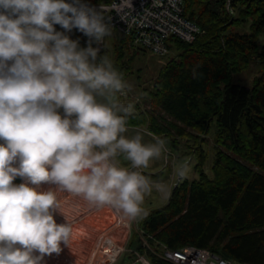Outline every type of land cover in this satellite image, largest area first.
<instances>
[{
	"label": "clouds",
	"instance_id": "1",
	"mask_svg": "<svg viewBox=\"0 0 264 264\" xmlns=\"http://www.w3.org/2000/svg\"><path fill=\"white\" fill-rule=\"evenodd\" d=\"M73 29L86 47L65 34ZM110 34L104 11L84 0H0V264H42L67 244L71 225L56 222L57 191H41L42 182L130 218L147 214L153 190L170 195L169 185L142 174L167 153V140L126 135L134 107L120 97L131 86L93 46ZM189 172L185 157L173 178ZM17 176L24 182L13 184Z\"/></svg>",
	"mask_w": 264,
	"mask_h": 264
},
{
	"label": "trees",
	"instance_id": "2",
	"mask_svg": "<svg viewBox=\"0 0 264 264\" xmlns=\"http://www.w3.org/2000/svg\"><path fill=\"white\" fill-rule=\"evenodd\" d=\"M112 1L84 0L88 5ZM225 3L185 0V17L204 33L192 42L169 39L177 56L160 69L154 89L147 90L150 107L129 118L130 126L146 125L173 148H180L179 138L197 142L187 145L196 157L198 177L179 181L165 205L142 214L139 226L148 244L158 250L162 243L174 249L192 245L235 263L264 264V46L258 44L264 33V0H234L233 15ZM246 21H250V32L235 30ZM54 28L65 31L60 25ZM65 34L77 40L81 32L73 29ZM113 49L114 67L122 75L129 74L135 50L142 48L131 35L122 34ZM99 55L109 57V49L104 45ZM254 58L260 71L253 85L234 83L233 75ZM213 123V174L209 175L205 170L209 154L203 144ZM143 174L151 180L163 178L165 169ZM133 235L129 246L136 242V249L147 253L152 264H174Z\"/></svg>",
	"mask_w": 264,
	"mask_h": 264
},
{
	"label": "rangeland",
	"instance_id": "3",
	"mask_svg": "<svg viewBox=\"0 0 264 264\" xmlns=\"http://www.w3.org/2000/svg\"><path fill=\"white\" fill-rule=\"evenodd\" d=\"M235 30L241 33L250 32V21L244 22L241 26L235 27ZM121 33L115 29L111 28V34L105 37V46L109 49V59L114 64V42L118 37H121ZM258 44L260 47L264 46V33L258 37ZM81 47H86L80 45ZM177 50L172 49L167 54H155L147 49H136L132 60V70L129 74L123 75L124 80L131 86L130 90L127 91L126 95L120 97L121 101L125 104H132L134 107V112L144 111L150 107V99L147 94L148 89H154V83L160 69L173 57L177 56ZM260 64L258 59L254 58L248 67L240 72L233 75V82L239 83L248 87L253 85V80L255 76L259 74ZM141 131L144 135V142H152L153 136H157L152 133L146 125H129V131L126 133L127 136H132L136 134V131ZM216 126L213 123L211 133L205 136L204 148L209 154L208 160L205 165V170L209 175H212V163L214 159V135ZM163 138V137H161ZM188 144H196V140L193 138H179L180 148L176 149L172 147V143L167 141V153L161 156L159 159L150 161L149 167L143 169L145 172L156 173L161 172L165 169V175L163 178H156L152 180L156 183H165L170 187V194L173 188L178 185L179 182L175 181L173 178V170L177 163L183 161L185 157L190 158V172L188 174V179L192 180L198 177L195 171L196 157L191 154V149ZM122 166L131 167L129 161L123 159V156L118 157ZM18 179L13 180V184H17ZM30 187H36L34 185H29ZM41 191H57V198L59 202V209L54 213V219L58 224L66 223L71 220H77L82 217H86L88 224V233L86 239L84 240V248L81 250L83 254L79 259H73L72 261L65 259L63 251L60 250L59 253H52L51 255L45 256L46 264H85L88 262L92 248L95 246L100 237L108 233V231L116 224V221L122 215V210L118 213L115 212L111 205L99 206L93 204L86 200L82 195L78 196L74 193L59 190V186L52 182H42L39 185ZM170 195L164 198L159 192L153 190L150 195L145 197L144 203L142 205L144 212L163 206L166 204ZM95 212H93V210ZM94 214V215H93ZM142 216V215H141ZM141 216L136 217V222H139ZM123 217V216H122ZM128 217V216H127ZM132 227L133 234L136 229L134 225ZM124 230H122L123 232ZM125 233V232H124ZM128 233V232H127ZM89 235V236H88ZM134 237V235H133ZM132 237V239H133ZM118 244H124V235H117ZM131 241V240H130ZM133 249L137 248V243L131 245ZM61 249V248H60ZM123 254V253H122ZM130 253H124L114 264H120L119 262L125 261L127 259L124 256ZM38 255V254H36ZM43 264V263H42ZM97 264H109V261L102 256L98 259ZM242 264V263H236Z\"/></svg>",
	"mask_w": 264,
	"mask_h": 264
},
{
	"label": "built area",
	"instance_id": "4",
	"mask_svg": "<svg viewBox=\"0 0 264 264\" xmlns=\"http://www.w3.org/2000/svg\"><path fill=\"white\" fill-rule=\"evenodd\" d=\"M233 1L226 0L225 3V8L231 15L235 14ZM89 6L94 7L97 11L102 9L105 17L110 19L112 29L123 35H131L135 45L155 54L163 55L171 50L169 46L171 37L192 42L197 35L204 33V29L185 17V0H113L109 4ZM77 39L80 45L87 46L88 38L83 33ZM104 45L105 38L103 44H94L93 46L99 47L101 51ZM11 63L12 61H9V64ZM58 111L63 116V108ZM0 143H3V141L0 140ZM144 172L142 170V174ZM23 182L24 178L20 177L16 185ZM112 208L117 213L120 211L113 206ZM132 225L136 229L135 234H138L143 240L146 248L171 263L236 264L232 259L222 258L210 249L192 245L174 249L162 243L160 250L152 248L147 242V235H145L144 230L139 226V222H136V218L127 217L124 213L108 233L99 238L92 248L88 262L85 264H97L98 259L102 256H105L109 264H114L127 252L134 258H128L125 264H152L147 253L129 246L133 237ZM122 230L125 232V240L124 244L120 245L118 244L117 235Z\"/></svg>",
	"mask_w": 264,
	"mask_h": 264
},
{
	"label": "crops",
	"instance_id": "5",
	"mask_svg": "<svg viewBox=\"0 0 264 264\" xmlns=\"http://www.w3.org/2000/svg\"><path fill=\"white\" fill-rule=\"evenodd\" d=\"M92 210L93 212H95L94 209ZM67 223L71 225L72 231L70 233V237H69L67 244H64L63 242H61L60 248H61V251H63L64 253L65 259L72 261L73 259H79L81 255L83 254V251L81 250L85 246L84 240L86 239H82V238H86L87 234H89L88 229H87L88 224H87V219L85 216L77 220H71ZM35 254H39V253H35ZM45 256H48V255H45ZM45 262H46V259L44 258L42 263L46 264Z\"/></svg>",
	"mask_w": 264,
	"mask_h": 264
},
{
	"label": "water",
	"instance_id": "6",
	"mask_svg": "<svg viewBox=\"0 0 264 264\" xmlns=\"http://www.w3.org/2000/svg\"><path fill=\"white\" fill-rule=\"evenodd\" d=\"M13 166L18 167V160L13 164Z\"/></svg>",
	"mask_w": 264,
	"mask_h": 264
},
{
	"label": "bare ground",
	"instance_id": "7",
	"mask_svg": "<svg viewBox=\"0 0 264 264\" xmlns=\"http://www.w3.org/2000/svg\"><path fill=\"white\" fill-rule=\"evenodd\" d=\"M125 233H124V231L123 232H121L120 234H119V236H122V235H124Z\"/></svg>",
	"mask_w": 264,
	"mask_h": 264
}]
</instances>
